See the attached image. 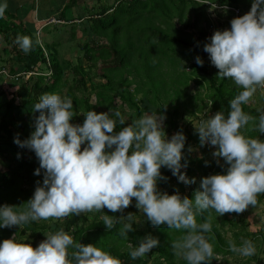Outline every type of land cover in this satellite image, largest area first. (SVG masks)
I'll use <instances>...</instances> for the list:
<instances>
[{
  "label": "clouds",
  "instance_id": "1",
  "mask_svg": "<svg viewBox=\"0 0 264 264\" xmlns=\"http://www.w3.org/2000/svg\"><path fill=\"white\" fill-rule=\"evenodd\" d=\"M90 3L96 9L101 4L98 0ZM38 5L34 8L33 4L31 23L37 25L35 36L40 43L45 26L64 21L56 15L44 18L48 14L41 8L38 11ZM210 5L213 9L217 6ZM6 9V2L0 4V17ZM87 16L84 13L80 19ZM70 18L68 22L74 17ZM229 23L230 29L212 32L203 51L218 70L217 76L232 80L241 91L230 101L227 115L217 112L195 126L201 146H212L216 163L219 165L222 158L227 165L224 174L201 178L200 190L195 191L193 199L182 197L178 191L172 195L161 192L158 181L167 179L162 176V167L186 185L195 183V178L189 179L181 172L187 166L186 162L181 163L186 137L182 131L167 137L164 113L144 115L117 132V120L108 112L88 111L82 124H74L71 121L77 114L73 101L56 93H44L33 107V112L39 113L34 118V131L23 141L14 138L19 147L35 153L39 167L34 175H41L43 170V181L37 182L33 196L23 208L0 206V228L23 229L33 221L63 222L71 216L100 212L106 230L122 225L119 235L127 240V233L134 230L138 219L131 212L123 213L135 198V207L152 226L167 225L183 232L171 243L174 255L187 264H211L215 256L210 242L214 241L212 223L210 219L198 223L197 217L212 210L218 216L241 214L249 206L256 207L258 196L264 194V140L242 133L256 119L243 110V105L250 103L258 88H264V0H252L250 10ZM14 44L25 54L32 48L28 36H17ZM195 62L203 66L199 56ZM30 75L34 73L11 75L9 67L0 65V81L6 86ZM258 111L261 114L254 130L264 134V110ZM114 116L120 118V125H125L120 112ZM105 208L122 215H106ZM45 237L36 247L14 238L3 240L0 264H122L96 245L77 242L63 228L48 232ZM158 245V239L148 235L138 246H130L129 255L133 260L144 258ZM229 250L241 257L257 255L250 239H242L240 246L230 241Z\"/></svg>",
  "mask_w": 264,
  "mask_h": 264
},
{
  "label": "trees",
  "instance_id": "2",
  "mask_svg": "<svg viewBox=\"0 0 264 264\" xmlns=\"http://www.w3.org/2000/svg\"><path fill=\"white\" fill-rule=\"evenodd\" d=\"M43 1V8L48 10H53L52 7L56 3L60 21L64 20L68 10L84 6L79 12L75 9L77 18L73 20L78 23L69 21L74 26L69 35L74 38L75 28L79 25L82 36L91 37L89 41L84 42L81 50L77 48L89 65L85 69L80 63L79 65L75 63L76 66H73L69 61L64 60L66 56L63 57L62 53L67 55L68 50L64 49L59 53L60 45L55 44L59 40L46 45L40 44L45 34L50 33L51 25L43 28L40 43H37L34 23L23 22L28 11L33 9L31 1L0 0V4L7 3V9L0 17V37L2 38L0 55H4L7 58L6 61L11 63L9 67L11 75L18 72L34 73L26 80L21 77L15 84L4 86L0 92V157L7 162L5 164L7 169L0 170V206L12 205L23 208V204L33 196L37 182L42 184L43 170L41 175H34L39 167L35 153L17 144L12 145V142L14 138L21 140L22 136L29 137L24 135L25 126L22 125L25 124L19 122V115L24 112L27 118L32 119L35 114L33 107L44 93H56L62 97H69L73 101V111L77 114L71 121L74 124H82L84 115L88 111L108 112L111 118L117 120L115 129L117 132L123 126L141 118L148 111V106H158L160 111L165 110L169 114L170 128H174L176 132L182 131L185 135V149L192 145L201 146L198 132L190 130L193 121L189 119L191 117L199 119L200 115L207 119V109L212 112V115L221 111L227 115L230 111V101L241 91L232 80L217 76L218 70L211 64L208 54L203 51L204 44L212 35L209 32V27L212 29V26H209L203 7L211 8L210 4H216L217 9L227 10L224 11L226 18L219 22L221 28L216 29L222 31V27L230 29L229 22L233 18L242 16L250 10L252 0H111V2L100 4L94 14L87 12L88 16L84 20L80 17L86 10L85 0H68L69 2L64 6L62 2L57 3L59 0ZM98 3H100L99 0ZM235 11L238 12L237 16ZM188 12L194 13V20L191 21ZM217 19H220L219 14ZM201 24H205V27ZM56 25L62 26V24ZM189 29L193 32H186ZM120 35L124 38L122 39ZM17 36L31 38L32 48L27 54L14 44ZM101 39L105 42L103 43ZM179 52L186 54L188 59L193 57V62L187 64L188 66L180 64L176 58ZM68 56L71 59V53H68ZM197 56L203 60V66L196 64ZM76 58L74 60H78ZM99 63H102V66L96 77L100 81L94 83L89 73L94 71ZM163 66L166 67V71L162 70ZM180 67L187 68L188 71L179 72ZM77 77H80L78 81ZM191 82L197 88L205 89V93L202 96L197 93L194 96H188L186 86H189ZM132 86L134 88L131 92ZM8 90L10 94L6 95ZM76 92L81 93V96H77ZM90 94L94 96L95 103L90 102ZM138 95L143 96L146 103H143L141 99L137 100ZM116 100L119 101V105ZM124 107L130 111L129 114ZM243 110L256 119L242 129V133L249 138L264 140V134L254 130V124H258L261 111L250 105H243ZM261 110H264V102ZM117 111L123 117L125 125H120V118L114 116ZM179 120H182L180 123L186 124L185 127L177 126ZM208 148L205 144L198 149L199 155L189 161L184 155L181 161L182 164L185 162L187 164L183 173L189 179L195 178V183L183 184L172 175L171 170L162 167V176L167 179L158 181V190L172 195L179 189L178 192L182 197L187 196L193 199L195 191L200 190L201 178L224 174L227 165L222 158L219 165L216 160H212L209 157ZM26 152H30L28 157ZM184 186L188 187L185 193ZM263 200L264 194L258 196V203ZM103 211L110 216L122 215L119 212L112 213L106 208ZM129 212L137 216L138 222L133 224L134 230L127 233V240L119 235L122 225L118 224L112 230H106L100 219L103 213L100 212L84 213L74 216L69 221L66 218L63 222L33 221L23 229L13 227V233L2 239L14 238L17 242H25L36 247L39 242H42L40 240L42 235L63 228L77 242L96 245L119 258L122 264H187L184 259H177L171 249L172 241L182 236L183 232L169 229L167 225L152 226L146 215L135 207V198L124 210L123 215ZM229 215L232 216L231 219H228ZM238 218L239 215L236 213H226L221 218L222 225L229 224L238 228V231L233 233L235 239L242 237L252 240L257 235L264 237L261 229L258 234L240 230L239 225H244V220L241 219L237 223ZM208 219L212 223L214 241L210 242L213 243L215 254L231 253L229 242L216 226L218 219L214 210L210 213L205 212L203 217L198 216L197 222ZM50 226L53 227L50 228ZM262 228L264 229V226ZM148 235L158 239L159 245L146 257L131 259L130 246H138L139 242ZM18 236H22V239H18ZM234 242L237 246L242 243L237 239ZM153 256L155 259L149 261ZM254 259L257 260V255ZM225 263L224 260L223 264Z\"/></svg>",
  "mask_w": 264,
  "mask_h": 264
},
{
  "label": "rangeland",
  "instance_id": "3",
  "mask_svg": "<svg viewBox=\"0 0 264 264\" xmlns=\"http://www.w3.org/2000/svg\"><path fill=\"white\" fill-rule=\"evenodd\" d=\"M28 1H31V0H28ZM62 2V6L66 5L69 1L68 0H59L57 3H61ZM92 0H85L84 1V4H86V10L84 11L85 14L88 13H92L94 14L96 12V7L94 5H91ZM105 2H109V0H101V4L105 3ZM90 3V5H89ZM207 5L208 3L205 2ZM34 4V8L36 5H38V11L39 10H44L42 11L44 14L47 12L46 9L43 8V5H44V1L43 0H32V5ZM36 4V5H35ZM91 6V7H90ZM90 7V8H88ZM41 8V9H40ZM84 6H79L75 9H77V12H79L81 9L83 10ZM203 11L207 17V20L209 22V26L211 25L212 26V29H210L209 27V32H213L215 29L217 28H221L219 27L220 24L219 22H222L224 20V18H226V13L224 11H227L225 9H217V8H206L203 7ZM222 8V7H220ZM53 10H51L50 12H53L54 15H56V17L59 16V13H57V8H56V3L55 5L52 7ZM34 13V9L33 11H28L27 15L28 17H32V14ZM75 11L72 9L68 10L66 12V17H64V23L62 24V26H58V25H52L51 28H49L50 30V33L48 34H45V38H42L41 40V45H46L47 43H51L53 41H57L59 40L57 43H55L56 45H60L59 46V53H61V50H68L67 52V55L62 53V56H66L64 60H67L70 62L71 65L73 66H76L75 63H78L77 65H80L82 67H84L85 69L87 68V66L89 65L87 63V61L85 60L83 54L81 53V51L79 52L78 49L81 50L84 42H87L90 40L91 37H85V36H82L81 32H80V26L78 25V27L75 28L76 30V36L74 38H71L69 33L74 29V26L68 22V18L70 17H74L73 19H75ZM220 15V19L218 20L217 19V15ZM188 16L190 17L191 21L194 20V13L188 12ZM38 17H39V14H38ZM43 17V16H42ZM48 17L49 18V15H45L44 18ZM72 19V18H70ZM23 22H30V20H27V21H24ZM174 22H176V20H174ZM202 27H205V24H201ZM35 27V25H34ZM178 27V26H177ZM227 29V27L225 28H222V30H225ZM112 31V29H111ZM186 32L188 33H192L193 30H186ZM120 37L123 39L124 37L122 35H120ZM70 38V40L68 39ZM2 40V38L0 37V41ZM101 41L104 43L105 40H102ZM92 45V44H90ZM71 48V50H70ZM78 48V49H77ZM68 53H71V59H70V56H68ZM78 57V58H76ZM74 58L78 59V60H74ZM176 58L180 61V64H184V66H188L187 64L189 63H192L194 58L192 57L191 59H188L187 58V55L186 54H183L181 52H179L177 55H176ZM6 57H4V55H0V61H2V65L4 64L6 66V69H8V67H10L11 63L6 61ZM4 60V61H3ZM97 62H99V59H97ZM164 64V62H163ZM102 66V63H99L97 65V68L94 70V71H91L89 73V77H91L92 79V82L94 83H98L99 78L96 77V75H98V71H99V68ZM163 71H166V67L163 66L162 68ZM184 70V71H183ZM178 71L181 72L183 71L185 73V71H188L187 68H178ZM100 72V71H99ZM71 77V75L69 76ZM80 79V77H77V81ZM26 80V79H25ZM102 82V80H101ZM104 82V81H103ZM87 85H89L87 83ZM2 86H6L5 84L1 83L0 81V91L2 89ZM17 86V85H16ZM18 87V86H17ZM75 87V86H73ZM187 87V94L188 96H194L196 93L199 94L200 96H202L204 93H205V89L203 88H197L196 85H194L192 82L190 83L189 86H186ZM134 88V86H132L130 88V91L132 92V89ZM10 93V90L6 91V95ZM64 94V93H63ZM76 95L77 96H81V93L79 92H76ZM143 96L141 95H138L137 96V100L138 99H141L143 101V103H146V101L144 100V97L142 98ZM1 100H3V98H1ZM89 100L91 103H95V98L92 94L89 95ZM264 102V88H258L257 89V92L254 94L252 100L250 101V103H248L247 105H250L252 107H255L257 108L258 110H261L262 108V104ZM116 103L119 105V101L116 100ZM148 106V105H147ZM149 109L148 111H146V113L144 115H150L152 113H164V115L166 116V119L164 121V130L166 132V135L167 137L170 139L171 136L176 132V130L173 128H170L169 126V114L164 110V111H160L159 107L158 106H148ZM125 111L129 114L130 111H127V108L124 107ZM207 113H208V116H212V112L207 109L206 110ZM34 116L33 118H27L25 116V113H21L19 115V122L20 123H24L25 125H22V126H25V129H24V135L25 136H30L31 132L34 130V117L35 116H38V112H34ZM81 114V113H80ZM143 115V116H144ZM14 116V115H13ZM207 116V118H208ZM129 119V117H128ZM202 119H205L203 118L202 115H200V118L199 119H195L194 117H191L189 120H192L193 122L191 123V131L193 132H197L196 130V127L195 126H198L199 122L202 120ZM180 121L182 120H179V123H177V126L180 128H183L185 127L186 124H183L180 123ZM181 125V126H180ZM27 139L26 137L22 136L21 138V141ZM12 145H15L16 146V143L12 142ZM209 148H208V154H209V157L212 159V160H216L212 153L213 151L215 150L212 146L206 144ZM192 149L191 151H189V149ZM201 148V146H197L195 147L194 145L192 146H189L185 149H183V152H184V155L186 156L187 158V161L191 160L194 156H197L199 155L198 153V149ZM30 155V152H26V156L28 157ZM221 161V159H220ZM5 164H7V162L0 157V170L2 171H5L7 169V167L5 166ZM185 168H181V171L184 172ZM183 183V182H182ZM184 184V183H183ZM179 188V187H177ZM184 193L187 192V186H184ZM179 191V189H178ZM239 215V218L236 219V222L238 223V221L240 222L241 219L244 220V225H239V228L240 230L244 229L246 233H250V234H253V233H256L258 234L259 233V229H261L263 231V234H264V229L262 228V226H264V200L261 202V203H258L256 207H252V206H249V208L244 211L243 213L241 214H238ZM74 216H71L67 219V221L71 220ZM221 218L222 216H218L217 214V219L218 221L216 222V226L220 229L221 231V234L222 236L226 239V241L230 242V241H235L236 239L238 241H242V239H245V238H242V237H237L235 239V236H234V232H237L238 231V228H234L232 226H230L229 224H224L222 225L221 224ZM232 216L229 215L228 216V219H231ZM53 226H50V228H52ZM12 230H14L13 228L9 229L7 228L6 230L4 228H0V240L1 242L3 241L2 237H7L8 235L11 234ZM57 231V229H56ZM13 233V232H12ZM46 234L42 235L40 240L43 241L46 239L45 237ZM18 239H22V236H18ZM253 240V243L255 244L256 248H257V260L254 259L255 256L253 257H241L240 255H238L237 253H228L227 255H222V254H215L214 256V259L211 261V264H223L224 263V260L226 261L225 264H264V237H262V235H257L255 237V239H252ZM40 243V242H39ZM155 256V255H154ZM152 257L149 259V261H152L153 259H155V257ZM179 258V260L183 259L182 257H179L177 256V259Z\"/></svg>",
  "mask_w": 264,
  "mask_h": 264
},
{
  "label": "crops",
  "instance_id": "4",
  "mask_svg": "<svg viewBox=\"0 0 264 264\" xmlns=\"http://www.w3.org/2000/svg\"><path fill=\"white\" fill-rule=\"evenodd\" d=\"M73 10H74V9H73ZM73 10H72V11H73ZM30 11H31V10H30ZM74 11H75V10H74ZM31 12H32V11H31ZM46 13H47L48 15H54V13H52V12H48V11H47ZM74 14H75V13H74ZM42 15H43V14H42ZM23 20H24V21L30 20V22H31V21H33V16L29 18L28 15H27ZM34 25H35V27L37 26L35 23H34ZM0 46H1V41H0Z\"/></svg>",
  "mask_w": 264,
  "mask_h": 264
},
{
  "label": "built area",
  "instance_id": "5",
  "mask_svg": "<svg viewBox=\"0 0 264 264\" xmlns=\"http://www.w3.org/2000/svg\"><path fill=\"white\" fill-rule=\"evenodd\" d=\"M235 15H236V16L238 15V12H237V11H235Z\"/></svg>",
  "mask_w": 264,
  "mask_h": 264
}]
</instances>
